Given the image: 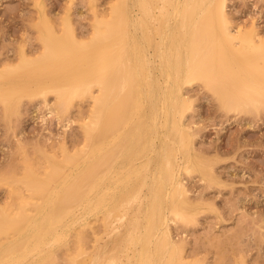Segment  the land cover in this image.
Wrapping results in <instances>:
<instances>
[{
	"label": "bare ground",
	"instance_id": "obj_1",
	"mask_svg": "<svg viewBox=\"0 0 264 264\" xmlns=\"http://www.w3.org/2000/svg\"><path fill=\"white\" fill-rule=\"evenodd\" d=\"M43 19L47 28L42 30L41 40L47 52L31 57L22 50L17 66L9 62L0 66V100L7 104L19 95L55 92L57 107L67 109L71 99L91 92L94 86L99 87V93H92L91 117L83 123L84 148L66 152L61 161L50 163L43 171L28 168V173H70L67 177L71 179L58 187L48 180H33L30 192L39 186L55 187L52 195L43 198L40 213L41 205L33 202L32 194L18 199L23 216L1 211L0 264H6L14 254L21 259L33 255L38 248L32 245L38 219L42 231L48 221L50 226L52 222L62 225L54 242L68 244L75 232L73 245L84 250L87 230H92L96 239L100 236L90 216L96 215V222L102 223L99 214L108 213L111 200L119 194L113 186L122 185V173L129 177L136 173L126 193L131 196L135 191L133 198L140 202L145 196L150 202L148 209L159 201L161 193L162 204L167 207L169 202L173 207L170 211L164 206L157 222L146 228L150 238L142 249L137 244L144 241L140 225L145 210L131 213L125 230L129 259L130 254L139 252L137 264L146 263V254L154 264H194L184 255L182 242L174 238L170 217L171 212L181 215L193 206L179 174L183 165L191 170L196 160L195 133L186 123L191 102L185 90L203 82L225 108L264 105V36L255 25L234 27L227 0H122L112 7L109 17L95 14L93 48L82 53L91 71V82L86 83L79 80L73 59L86 45L78 41L70 20L67 36L61 37L46 13ZM178 153H183L181 164L176 159ZM151 176L156 182L153 193L146 192ZM60 198L62 210L55 207ZM47 208L53 209L51 213ZM146 218L150 221V214ZM22 220L29 222V228L17 235L13 231ZM113 231L116 241L105 243L98 257H91L86 264H102V258L105 264H118L113 254L123 231L119 227ZM35 238H39L37 233ZM38 249L41 252L44 245Z\"/></svg>",
	"mask_w": 264,
	"mask_h": 264
},
{
	"label": "rangeland",
	"instance_id": "obj_2",
	"mask_svg": "<svg viewBox=\"0 0 264 264\" xmlns=\"http://www.w3.org/2000/svg\"><path fill=\"white\" fill-rule=\"evenodd\" d=\"M121 1L0 0V66L7 62L17 66L22 50L31 57H39L47 52L41 40L42 30L47 28L43 19L46 13L52 19L50 25L58 36L66 35L70 20L78 41L86 45L85 50L75 53L73 59L79 80L85 79L86 83H90V65L83 62L82 53L93 48L95 14L109 17L112 7ZM227 13L234 27L250 28L255 25L264 36V0H227ZM92 93L97 95L99 87L94 86L91 92L71 99L67 109L57 107L55 92L19 95L7 104L0 100V212L6 210L23 216L18 199L23 194H32L33 202L41 205L40 213L43 198L52 195L55 187L66 179V183L71 179L68 178L70 173H28V168L43 171L50 163L61 161L66 152L73 154L84 148L86 137L83 123L90 120L94 107ZM185 95L191 102L186 123L195 133L196 160L191 170L182 164L179 174L189 190L188 197L193 206L185 209L181 215L170 213L174 238L182 242L184 255L194 264H264V105L244 110L225 108L203 82L186 87ZM172 139V136L169 137L168 142ZM182 156L183 153L176 156L180 164L183 163ZM126 174L122 173L121 186H113L119 189V194L111 200L108 213L99 214L102 223L96 222V215L90 216L89 221L97 226L100 236L96 239L92 230H87L84 250L74 247L75 232L71 234L68 244L60 240L54 242L53 237L62 230V225L52 222L50 226L48 221L42 231L38 219V228L33 229L32 235L36 241H32V245L36 247L37 244L40 249L44 245V249L40 252L35 248L37 253L33 251L32 256L27 255L28 258L22 259L14 254L6 264H86L91 257H98L105 243L116 241L114 237L117 235L113 230L118 227L123 235L113 257L118 258V264H137L139 252H134V256L130 254L129 259L128 236L125 234L131 213L139 208L145 210L140 225L144 241L137 244L142 249L150 238V235H146V228L157 222L164 206L170 211L173 207L169 202L167 207L165 203L162 204L161 193L159 201L148 209L150 202L147 203L145 196L140 202L138 198H133L135 191L131 196L126 193L130 190L128 183L136 173H130L131 177ZM147 174L140 173L143 176ZM35 179L48 180L55 187L38 185V189L30 192L28 190ZM148 181L150 187L146 192L153 193L156 182L152 176ZM10 197H13V202L8 204ZM61 199L55 206L58 210L63 208ZM50 210L53 209L47 208L48 213H51ZM147 214L151 216L150 221L146 218ZM28 223L19 221L13 233H25L29 228ZM36 233L38 239L35 238ZM51 240L52 245L56 244H49ZM47 243L49 245L46 247ZM70 245L72 250H69ZM23 258L26 261L23 262ZM101 260L105 264L104 259ZM149 260L150 256L146 254L145 264L155 263Z\"/></svg>",
	"mask_w": 264,
	"mask_h": 264
}]
</instances>
